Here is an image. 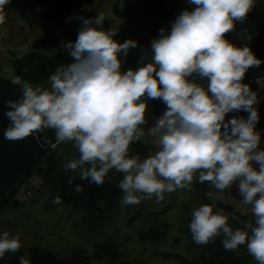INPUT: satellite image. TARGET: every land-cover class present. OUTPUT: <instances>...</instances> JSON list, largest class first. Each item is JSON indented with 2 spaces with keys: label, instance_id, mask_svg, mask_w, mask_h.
<instances>
[{
  "label": "clouds",
  "instance_id": "1",
  "mask_svg": "<svg viewBox=\"0 0 264 264\" xmlns=\"http://www.w3.org/2000/svg\"><path fill=\"white\" fill-rule=\"evenodd\" d=\"M9 0H0V12ZM192 6L161 28L151 41V59L145 50L138 68L122 70L129 52L139 42L115 39L118 29H105V16L80 17L75 41H64L60 51L71 58L49 77V87L34 85L17 75L12 83L21 96L7 102L9 126L4 138L24 139L53 129L57 144L72 143L78 158L63 167L98 186L110 172L122 174L117 187L122 205L139 204L166 193L189 188L194 179L210 182L222 193L236 187L241 203L250 206L253 219L233 228L229 215L215 203L194 209L188 228L197 245L223 236L226 251L246 246L256 264H264V147L257 130L258 91L244 83L247 71L259 67L250 46L226 38L243 23L254 0H188ZM5 22L0 15V24ZM28 71L27 68L24 69ZM206 78V83H205ZM256 83L264 89V77ZM166 106L147 129L157 150L141 158L130 155V145L145 136L149 100ZM244 111L248 116L229 113ZM75 192L83 191L76 185ZM53 203H60L57 197ZM215 209V210H214ZM23 247L21 233L0 234V259ZM19 264H30L28 253Z\"/></svg>",
  "mask_w": 264,
  "mask_h": 264
},
{
  "label": "trees",
  "instance_id": "2",
  "mask_svg": "<svg viewBox=\"0 0 264 264\" xmlns=\"http://www.w3.org/2000/svg\"><path fill=\"white\" fill-rule=\"evenodd\" d=\"M87 1L53 0L50 9L42 13V18L46 22L57 21V24H60L61 19L69 15L66 18L65 37L58 40L48 34L40 36L38 43L42 50L29 51L14 59L15 76L20 75L33 84H41L49 81V77L58 66L70 62L71 58L60 51L61 44L64 41H75L80 27V17H91L83 6ZM162 2L163 0H156L154 4L159 8ZM254 5L247 19L243 23L237 22L235 30L228 33L226 38L237 46H250L254 54L264 61V0H254ZM177 10L176 5H171L164 10L170 27L177 17ZM116 11L118 13L122 12L119 8H116ZM156 26L153 25L152 30ZM115 39L123 43L132 38L119 36ZM143 54H136L132 49L122 65V70L127 71L129 68H138L140 66L139 59ZM151 55L152 50L150 55L146 57V61L150 60L148 58ZM25 68L28 69L27 72L24 71ZM257 77H264V63L258 68L255 66L250 68L245 75L244 82L252 81L256 83ZM12 79V77L4 76L0 67V214L8 208L18 209L24 206L25 201L19 197L21 190L27 186L29 188L26 190H31L34 193L33 189L35 188L31 180L37 178L42 182L39 189L40 194L49 193L45 202L47 208L61 204L73 211H79L82 223L89 230L101 228L104 223L114 218L116 208L123 195L117 187L120 179H122V174L115 171L110 172L109 176L105 178L104 184L100 186L81 180L79 176L76 177L72 185H69V177L75 175V173L66 172L63 165L68 159L78 158V151L72 143L57 144L53 129L33 133L21 140L10 141L5 139L3 132L9 126V120L4 115L7 111V102L17 100L21 96L20 86L13 84ZM256 85L260 96V102L257 105L260 114L257 130L262 133L261 147H264V89H261L257 83ZM148 104L147 118L149 124L144 126L145 131L151 126L155 118L161 116L166 110L165 104L160 99L149 100ZM229 115L230 117L238 115L246 118L248 113L240 111L229 113ZM156 150L157 147L151 143L140 140L130 145V155L139 154L141 158L147 157L152 151ZM76 185H81L83 191L80 193L75 192ZM191 186L198 192L201 205L215 203L216 208L230 212L229 224L234 229L243 226L244 223L240 222L242 220H238L231 214L234 210L232 204L224 203L219 198L213 199L209 195L210 193H217L210 182L199 183L194 179ZM225 192L228 196L241 200L235 186ZM57 197L60 198V203H53V200ZM237 216L245 220L249 218V216L241 213ZM190 220L191 216L184 221L183 229L190 237V245L198 251V254L194 259L180 254H169L177 257L181 264L255 262L253 257L249 255L246 246H241L236 252L226 251L222 246V235L217 237L214 243L207 245L195 244L188 228ZM167 226L169 225L167 224ZM140 236L143 240L161 241L166 238V229L153 227L142 230ZM79 247L76 253L70 256H62L50 248H39L30 245L15 254L7 253L3 259H0V264H19V257L24 255L25 252L28 253L30 264H93V259H104L108 263L114 264H135L126 259L127 250L123 251L120 244L112 238H107L95 244L91 252L83 246Z\"/></svg>",
  "mask_w": 264,
  "mask_h": 264
},
{
  "label": "rangeland",
  "instance_id": "3",
  "mask_svg": "<svg viewBox=\"0 0 264 264\" xmlns=\"http://www.w3.org/2000/svg\"><path fill=\"white\" fill-rule=\"evenodd\" d=\"M52 1L9 0L3 12H0L5 18V22L0 24V67L4 76L15 77L13 67L15 58L29 51L42 50L38 43L40 36L48 34L58 40L65 37L66 18L69 15L64 16L57 25L55 22L47 25L42 22L44 21L42 13L50 9ZM155 1L88 0L83 6L91 17L103 12L104 28L118 29L115 38L125 36L138 41L139 46L133 49L134 53L143 54L146 50L150 55L151 41L158 37L159 30L161 28L171 30L164 10L176 5L178 7L176 15H179L192 7L188 0H163L158 8L154 4ZM116 8L122 12L118 13ZM153 25L159 27L156 26L152 30ZM148 59H151V56ZM244 83L250 84L252 89L257 91L255 82ZM34 85L44 88L50 86L49 81ZM227 118L230 119V115ZM140 141L156 147L155 139L148 135L147 131ZM38 182L39 180L33 179L34 187ZM33 190L34 193L22 195L26 203L24 206L18 209L8 208L0 214V234L5 231L11 235L21 233L22 248L34 245L39 248H50L62 256H70L76 253L79 246L91 252L95 244L112 238L120 244L123 251L127 250L126 259L135 264H181L177 257L169 254H180L190 259H194L198 254L190 245V237L183 229L184 221L201 205L200 196L192 186L166 193L165 199L159 203L153 197L141 200L139 204L125 206L121 204V196L114 218L94 230H89L82 223L79 211H73L61 204L47 208L45 202L49 193L41 195L39 190ZM210 196L232 204L234 210L231 214L242 220L240 222L245 223L251 219L250 206L243 205L241 200L228 196L225 191L211 193ZM226 213L229 215L230 212ZM239 213L249 218L245 220L238 217ZM153 227L165 228L166 238L161 241L141 239L140 232ZM92 263L114 264L104 259H93ZM238 264H256V261Z\"/></svg>",
  "mask_w": 264,
  "mask_h": 264
},
{
  "label": "bare ground",
  "instance_id": "4",
  "mask_svg": "<svg viewBox=\"0 0 264 264\" xmlns=\"http://www.w3.org/2000/svg\"><path fill=\"white\" fill-rule=\"evenodd\" d=\"M132 59H134V58H132ZM35 179L38 180L37 178H35ZM31 181L33 182V180H31ZM32 184H33V183H32ZM41 185H42V182L39 181V182L35 185L34 188H35L36 190H39L40 187H41ZM28 188H29V187H27V186H26V187H23L22 190H21L22 192L20 191L21 194L19 195V197H20L21 200H22V195H24V194H26V193H28V192L31 191V190H26V189H28ZM20 192H19V193H20ZM210 194H211V193H210ZM210 194H209V195H210Z\"/></svg>",
  "mask_w": 264,
  "mask_h": 264
}]
</instances>
